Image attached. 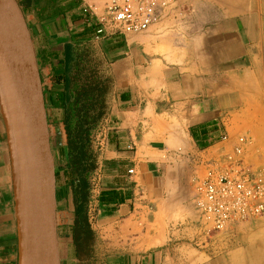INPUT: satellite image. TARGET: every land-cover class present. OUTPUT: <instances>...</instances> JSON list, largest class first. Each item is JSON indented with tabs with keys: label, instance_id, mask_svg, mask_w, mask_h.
Masks as SVG:
<instances>
[{
	"label": "crops",
	"instance_id": "0c3cea01",
	"mask_svg": "<svg viewBox=\"0 0 264 264\" xmlns=\"http://www.w3.org/2000/svg\"><path fill=\"white\" fill-rule=\"evenodd\" d=\"M16 1L41 81L52 84L48 105L65 99L69 108L70 90L88 80L95 93L79 105L104 114L99 217L90 229L104 242L105 264H264V214L231 233L207 237L196 223L165 245H144L163 240L194 174L239 137L249 140L245 162L264 169V15L253 0H166L141 35H98L80 0ZM56 184L60 264L69 201L60 173ZM19 191L0 105V264H21Z\"/></svg>",
	"mask_w": 264,
	"mask_h": 264
},
{
	"label": "water",
	"instance_id": "95a60500",
	"mask_svg": "<svg viewBox=\"0 0 264 264\" xmlns=\"http://www.w3.org/2000/svg\"><path fill=\"white\" fill-rule=\"evenodd\" d=\"M0 45L8 57L25 130V158L31 189L30 264H59V226L56 217L58 169L55 166L49 134V108L31 37L16 0H0ZM1 63L0 59V69ZM0 105L11 148L8 108L1 71ZM11 155L14 161L12 148Z\"/></svg>",
	"mask_w": 264,
	"mask_h": 264
},
{
	"label": "rangeland",
	"instance_id": "374dc122",
	"mask_svg": "<svg viewBox=\"0 0 264 264\" xmlns=\"http://www.w3.org/2000/svg\"><path fill=\"white\" fill-rule=\"evenodd\" d=\"M253 2L256 10L264 15V0H253ZM42 84L44 92L48 94L52 84L47 78L42 81ZM82 85L84 88H74L70 90L77 98H73V103L69 107L71 111L68 116L69 135L63 123L64 113L60 111V109L54 107L55 103L52 102L48 105L50 122L49 134L54 154V162L58 169V173H60V184L63 187L64 197L67 195L69 201L66 209L65 205H63L60 215V257L61 264H105L106 260L102 256L103 252L101 251L104 249V242L90 229V225L94 224L99 217L98 202L101 195V182L98 174V157L104 132L100 129L104 114L83 113L82 110L88 109L89 107L80 106L78 104L81 101V97L82 101H86L95 91L91 88L92 83L88 80H85ZM100 92L104 93L106 89L103 88ZM70 139L72 143L71 152L69 147ZM82 146L86 154V159H83L80 153V147ZM82 171L84 173L81 177ZM82 179L86 184V220L92 234L85 232L83 227H81L77 233L73 229L76 199L79 202V197H82V192L79 193L77 185ZM199 222L198 213L194 208L193 186L192 194L185 207L176 210L168 218L167 224L163 227L162 231L163 240L144 243V245L146 249L149 246L165 245L168 239L171 238V235H186V233L190 231V228L192 229L191 225H196V223ZM150 229H154V226L150 227ZM197 229H199L198 226ZM231 232L232 230L228 233Z\"/></svg>",
	"mask_w": 264,
	"mask_h": 264
},
{
	"label": "built area",
	"instance_id": "2783aa9c",
	"mask_svg": "<svg viewBox=\"0 0 264 264\" xmlns=\"http://www.w3.org/2000/svg\"><path fill=\"white\" fill-rule=\"evenodd\" d=\"M80 1L82 13L100 26L98 35L144 34L168 6L166 0ZM248 145L247 138L239 137L229 152L204 163L202 176L194 174V208L202 235L228 233L264 214V169L256 170L245 162Z\"/></svg>",
	"mask_w": 264,
	"mask_h": 264
},
{
	"label": "bare ground",
	"instance_id": "6f19581e",
	"mask_svg": "<svg viewBox=\"0 0 264 264\" xmlns=\"http://www.w3.org/2000/svg\"><path fill=\"white\" fill-rule=\"evenodd\" d=\"M0 59L2 61L0 71L8 108L10 142L12 154L14 156V164L17 171L18 189L20 190V217L22 224L21 264H30V238L32 236V232L31 210L29 211V208H31V189L29 178L27 176V164L25 158V130L23 116L18 99V93L13 81V75L8 63V57L1 45ZM27 206L28 208H26ZM25 237L29 238V241H26Z\"/></svg>",
	"mask_w": 264,
	"mask_h": 264
},
{
	"label": "trees",
	"instance_id": "16d2710c",
	"mask_svg": "<svg viewBox=\"0 0 264 264\" xmlns=\"http://www.w3.org/2000/svg\"><path fill=\"white\" fill-rule=\"evenodd\" d=\"M66 92H67V90H66ZM81 101H82V99H81ZM69 102L70 101H67L65 99L63 100L62 99V101H60V100L57 101V103L54 106L56 109H60V111H62L64 113L63 123L65 125L66 132H68V135H69V118H68V116L71 113V111L69 110V108H65V107H66V104H68ZM69 105H70V103H69ZM85 106L88 107L87 105H85ZM90 109L91 108L89 107L88 109H85V110H82V111H83V113H87L88 114ZM69 142H70V146L69 147H70V152H71V150H72L71 139H70ZM80 153L82 155V158L83 159H86V154L84 153L83 146L80 147ZM83 173L84 172L82 171V174L80 175L81 177L83 176ZM77 189L79 190V193L82 192V197L81 196L79 197V202L76 199V203H75V213H74L75 214V216H74L75 219H74L73 229L77 233V231L79 229H81V227H83V229H84L85 232H87L88 234H92L91 231H90V229H89V226L87 225L86 214H85V199H86L85 192H86V184L83 181V179L77 185Z\"/></svg>",
	"mask_w": 264,
	"mask_h": 264
}]
</instances>
